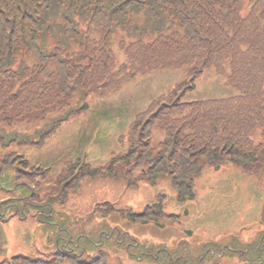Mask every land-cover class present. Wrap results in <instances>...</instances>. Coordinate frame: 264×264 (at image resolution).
Segmentation results:
<instances>
[{"label":"trees","instance_id":"1","mask_svg":"<svg viewBox=\"0 0 264 264\" xmlns=\"http://www.w3.org/2000/svg\"><path fill=\"white\" fill-rule=\"evenodd\" d=\"M117 32L121 64L111 49ZM183 69L186 79L135 115L118 140L123 151L112 152L105 166L90 168L78 158L44 184L33 178L42 172L11 149L13 143L41 145L63 121L88 109L91 94L104 99L139 76ZM206 71L225 76L235 94L183 101ZM54 114L61 116L38 140L7 132ZM155 129L164 136L156 143ZM229 164L264 185V0H0V191L17 194L26 208L37 205L27 213L45 215L44 224L57 233L53 263L59 257L72 264H106L104 249L114 240L133 259L208 264L210 247L217 246L222 256L264 264V230L253 244L234 237L224 249L203 244L200 254L183 256L137 240L128 245L131 236L117 228L99 224L77 233L73 242L66 223L52 225L53 205H63L68 190L84 177L126 178L134 186L168 178L178 200L185 201L195 198L194 182L205 166L218 170ZM102 205L103 221L116 213L131 224L165 217L160 203L127 215L111 203ZM18 261L39 264L21 255L12 264Z\"/></svg>","mask_w":264,"mask_h":264},{"label":"rangeland","instance_id":"2","mask_svg":"<svg viewBox=\"0 0 264 264\" xmlns=\"http://www.w3.org/2000/svg\"><path fill=\"white\" fill-rule=\"evenodd\" d=\"M119 36L120 32L114 35L111 49L117 63L121 64L125 58L118 49ZM186 76L185 69L157 71L135 78L107 98L91 94L87 99L88 109L75 118L63 121L45 136L41 145L13 143L11 149L23 155L30 167L42 172L33 178L43 180L44 184L54 182L64 164L73 163L78 158L90 168L105 166L112 152L123 151L118 140L126 135L135 115L144 110L152 99L184 81ZM194 84V89L182 97L183 101L224 98L235 94L226 85L225 76H216L212 71L203 73ZM59 116L61 114H54L48 120L35 124H20L8 128L7 132H16L18 139L38 140L48 128V123ZM152 137L156 143L164 136L155 129ZM252 139L258 142L257 132L252 134ZM170 181L162 178L155 185L140 181L134 186L129 185L126 178L84 177L77 187L68 190L63 205L59 202L53 205L51 221L56 225L66 223V229L73 234V242L77 233L100 224L101 227L117 228L122 234L128 233L131 239L140 243L153 244L159 248L158 251L166 248L172 253L180 251L183 256L187 253L200 254V245L207 243H221L220 248L224 249L222 246L228 245L235 236L239 242L253 244L259 238L258 233L264 230V185L259 179L243 175L235 165H225L218 170L205 166L195 179V198L192 200L179 201L177 190ZM16 196L0 191V204L6 201L7 206L9 200L6 199ZM104 203L113 204L115 210L125 215L129 210L144 213L147 207L160 203L165 217L157 222L148 220L146 224H131L116 213L103 221L102 215L106 216ZM2 212L3 209H0ZM13 213L11 210L9 214ZM45 221L44 215L38 216L33 209L24 215L9 217L7 221L0 220V264H12V259L18 255L26 257L28 262L31 260L39 264H47L45 261L72 264L59 257L53 263V241L57 233L51 232V226H46ZM107 246L104 249L106 264H171L152 257L133 259L127 254V247L116 245L114 240ZM210 248L212 252L208 264H246L236 255L220 256L223 250L220 251L217 246ZM132 251L137 250L132 248ZM21 262L18 261V264Z\"/></svg>","mask_w":264,"mask_h":264},{"label":"water","instance_id":"3","mask_svg":"<svg viewBox=\"0 0 264 264\" xmlns=\"http://www.w3.org/2000/svg\"><path fill=\"white\" fill-rule=\"evenodd\" d=\"M4 203H6V202H2V203L0 204V207H1Z\"/></svg>","mask_w":264,"mask_h":264}]
</instances>
